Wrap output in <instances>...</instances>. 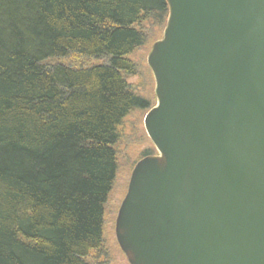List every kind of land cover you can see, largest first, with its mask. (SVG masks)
Segmentation results:
<instances>
[{
	"label": "trees",
	"instance_id": "1",
	"mask_svg": "<svg viewBox=\"0 0 264 264\" xmlns=\"http://www.w3.org/2000/svg\"><path fill=\"white\" fill-rule=\"evenodd\" d=\"M167 15L166 0H0V264H93L121 126L149 109L128 57Z\"/></svg>",
	"mask_w": 264,
	"mask_h": 264
},
{
	"label": "water",
	"instance_id": "2",
	"mask_svg": "<svg viewBox=\"0 0 264 264\" xmlns=\"http://www.w3.org/2000/svg\"><path fill=\"white\" fill-rule=\"evenodd\" d=\"M146 57L156 154L114 235L128 264H264V0H166Z\"/></svg>",
	"mask_w": 264,
	"mask_h": 264
},
{
	"label": "rangeland",
	"instance_id": "3",
	"mask_svg": "<svg viewBox=\"0 0 264 264\" xmlns=\"http://www.w3.org/2000/svg\"><path fill=\"white\" fill-rule=\"evenodd\" d=\"M161 35V30H154L150 37L151 40L128 57L135 69L133 75L126 76L127 84L134 94L149 104V109H134L121 126L120 139L114 147L117 155V171L105 205L102 244L88 259L93 264H128L116 243L114 225L134 165L143 158V154L147 151L151 152V155L156 154L145 132L143 121L146 113L155 105L154 81L146 63V57L152 44L159 40ZM61 62L74 67L95 63L74 58L64 59Z\"/></svg>",
	"mask_w": 264,
	"mask_h": 264
}]
</instances>
